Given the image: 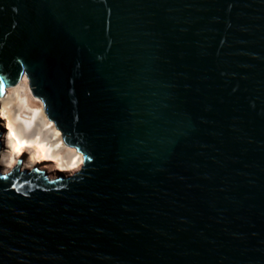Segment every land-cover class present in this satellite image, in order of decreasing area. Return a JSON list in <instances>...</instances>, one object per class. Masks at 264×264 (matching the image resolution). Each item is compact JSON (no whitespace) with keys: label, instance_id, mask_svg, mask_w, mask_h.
<instances>
[{"label":"water","instance_id":"obj_1","mask_svg":"<svg viewBox=\"0 0 264 264\" xmlns=\"http://www.w3.org/2000/svg\"><path fill=\"white\" fill-rule=\"evenodd\" d=\"M24 74L82 165H0V264H264V0H0Z\"/></svg>","mask_w":264,"mask_h":264},{"label":"bare ground","instance_id":"obj_2","mask_svg":"<svg viewBox=\"0 0 264 264\" xmlns=\"http://www.w3.org/2000/svg\"><path fill=\"white\" fill-rule=\"evenodd\" d=\"M0 123L4 128V147L0 151L3 172L9 171L23 154L26 167L50 163L56 170L69 172L63 173L66 176L81 168V152L64 141L60 129L47 116L43 101L33 94L26 74L0 96ZM49 176L54 177L52 173Z\"/></svg>","mask_w":264,"mask_h":264},{"label":"rangeland","instance_id":"obj_3","mask_svg":"<svg viewBox=\"0 0 264 264\" xmlns=\"http://www.w3.org/2000/svg\"><path fill=\"white\" fill-rule=\"evenodd\" d=\"M46 169H47V171L49 172V173H52L54 176H56L59 172H62V173H67V174H69V172H66V171H63V170H60V169H57L56 170V168H54V166H50V165H52V164H50V163H46V164H42ZM54 168V169H53ZM55 171V172H54ZM57 172V173H56ZM73 172H70V174H72Z\"/></svg>","mask_w":264,"mask_h":264}]
</instances>
